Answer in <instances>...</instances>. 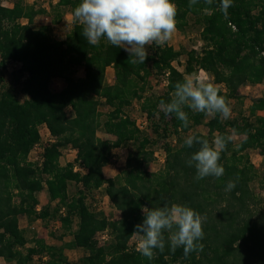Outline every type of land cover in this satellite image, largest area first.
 <instances>
[{
    "label": "trees",
    "instance_id": "obj_1",
    "mask_svg": "<svg viewBox=\"0 0 264 264\" xmlns=\"http://www.w3.org/2000/svg\"><path fill=\"white\" fill-rule=\"evenodd\" d=\"M173 2L178 9L177 30L185 32L194 19L193 24L201 27L204 45L200 52L188 53L184 72L174 66L182 52L167 43L154 45L144 64H133L123 48L106 38L99 45L89 44L82 35L83 25L76 20L65 40H55L49 26L34 27L36 17L48 14L46 9L25 6L22 0H13L11 8L0 3V260L6 264H35L37 256L47 259L42 264H72L67 249L85 252L79 264H264V219L251 209L256 197L250 185L256 174L246 154L258 150L264 159V96L254 100L250 115L240 120L185 108L190 120L186 128L175 113L166 115L159 110L162 101L170 102L175 84L198 70L210 74L228 104L242 99L243 85L264 84V0H233L227 15L219 9L221 0H212L211 5L198 0L191 8L190 0ZM79 3L81 0H58L51 6L52 22L59 24L63 10L74 11ZM10 63L21 67L14 69L13 80L4 85ZM110 67L113 84L106 80ZM151 68L168 73V85L163 94L144 97ZM80 69L84 76L76 78ZM56 79L65 82L59 92L51 89ZM19 94L27 100L21 102ZM136 100L142 101V110L150 119L159 114L158 122H153L156 135L167 138L168 126L177 135L175 146L166 144L165 165L158 172L145 170L154 161L151 147L155 141L125 114ZM102 105L111 109L104 121L99 111ZM200 125L206 126L208 135L193 136L210 144L217 135L232 136L221 152L219 163L225 171L219 178L197 180L194 165L187 163L201 145L186 146L182 134ZM44 126L53 142L45 147L39 166L29 162V155L41 143L40 128ZM99 131L115 139H102ZM234 135L242 140L235 142ZM68 148L76 150V160L61 166L62 150ZM119 148L128 149L125 169L115 178H107L104 169L112 151ZM76 166L86 172H75ZM229 181L235 187L226 191ZM70 183L79 187L76 196L69 194ZM103 187L121 213L118 220L92 212L87 204L89 193ZM44 190L50 201H59L56 215L65 209L59 219L64 230L59 239L71 235L69 244L47 245L43 239H35L33 246H27L21 217L30 222L53 218L49 206L37 211V195ZM173 204L186 205L205 218L204 238L199 241L203 250L185 259L182 248L173 253L166 243L164 252L154 250L155 258L149 260L129 245L138 236L133 234L135 225L143 222V208ZM74 220L77 227L73 231ZM106 231L111 241L102 246L97 236Z\"/></svg>",
    "mask_w": 264,
    "mask_h": 264
},
{
    "label": "clouds",
    "instance_id": "obj_2",
    "mask_svg": "<svg viewBox=\"0 0 264 264\" xmlns=\"http://www.w3.org/2000/svg\"><path fill=\"white\" fill-rule=\"evenodd\" d=\"M198 0H190L189 7ZM211 5L212 0H205ZM233 0H221L220 11L228 14ZM177 6L173 0H81L75 7L73 17L83 25L82 35L91 45H99L101 38L116 47L123 48L132 58V63H143L153 45L160 47L171 40L177 30ZM161 109L166 115L175 113L183 127H188L190 120L185 108L193 112L229 119L232 109L226 98L219 94L218 88L211 82L187 77L175 84V91L170 102H161ZM232 136L217 135L210 144L207 139L189 136L185 145H201L188 160V165L196 169V179L208 176L216 178L224 174V167L219 163L221 152L226 150ZM235 187L229 181L226 191ZM144 219L135 225L133 234L138 235L137 251L149 260L155 258L158 249L164 252L166 243L171 252L183 249L187 259L193 252L203 250L199 241L204 238L203 223L205 218L194 209L180 204L164 205L159 208H143ZM167 233V237L166 234Z\"/></svg>",
    "mask_w": 264,
    "mask_h": 264
},
{
    "label": "rangeland",
    "instance_id": "obj_3",
    "mask_svg": "<svg viewBox=\"0 0 264 264\" xmlns=\"http://www.w3.org/2000/svg\"><path fill=\"white\" fill-rule=\"evenodd\" d=\"M25 6H34L36 9L43 8L46 9L48 14L41 15L35 18L34 20V27L39 28L42 26H49L52 29V35L55 40H65L67 35L71 32L73 28V23L75 22V19L73 17V11L71 9H64L63 13V19L59 24H54L52 22L53 17V11H52V5H55L58 0H22ZM0 3L5 7H13V0H0ZM192 23L191 26L185 31L180 32L176 30V32L173 34L170 41L167 42V44L173 48H175L176 51H181L182 55L180 59L177 62H174L175 68H177L179 71L184 72V67L186 64V61L188 59V53L192 50H196L197 52H200L203 48V42L201 41L200 33H201V27L196 26ZM21 22L25 23V20H21ZM154 46V45H153ZM152 46V47H153ZM152 47L148 48V51H152ZM14 69H7L5 71V82L4 85H8L12 80V72ZM208 74V73H207ZM162 74L157 73L155 70L151 68V75L148 79V85L146 87V92L144 94V97H152V96H159L164 93L166 90L165 88H161V76ZM84 76L83 69H80L76 75V78H82ZM199 76V70L192 74L191 78H195ZM210 77V81L213 83V78L208 74ZM114 70L113 68H108L106 72V80L108 84L114 83ZM65 87V82L63 80H54L51 84V89L54 92H59ZM20 88L18 87V90ZM222 89L224 87L222 86ZM240 94L242 99L240 100H231L229 102V106L232 109L231 116L227 120L232 119H241L242 117L247 118L250 113L249 109L253 103L254 100L261 98L264 96V84L252 86V85H243L240 88ZM21 102H24L27 100V97L24 95L19 94L18 95ZM161 107H160V109ZM99 111L101 113V120L104 121L106 119V115L111 111V109L108 106L102 105L99 108ZM68 115L71 116V110L67 109ZM125 114L129 116L134 123L141 122L144 116H147L148 119V127L147 129L141 131L143 134H147L155 143L151 147L154 150L155 156L154 161L152 163H149L145 166V170L148 172H158L161 169H163L165 163L162 161L166 160V144H171L175 146L177 142V135H174L172 132V129L170 126H168V133L167 138H163V136L156 135V133L153 131V122L157 123L159 114L156 116L155 119H150V117L142 110V101H134L133 104L128 107L125 110ZM262 115V113H259ZM209 120V119H208ZM207 120V121H208ZM169 123V119H168ZM41 135L45 140L49 138V132L45 128L41 127ZM162 134V132H160ZM196 133H201L204 135H208V129L205 125H200L190 131H188L186 134H182L184 138H188L189 136H193ZM98 136L105 140H114L115 138L113 136L107 135L103 133L102 131L98 132ZM235 142H239L242 140V138L238 136H233ZM76 150L72 148L63 149L62 155L59 160L61 166H66L69 163H74L76 160ZM247 156L250 159V162L254 166L255 171V178L251 182V190L256 197L255 204L252 205L251 209L253 213L257 216V218H263L264 219V159L260 155V152L258 150L250 149L246 152ZM37 153H32V158H35ZM128 156V149L127 148H119L114 149L112 151V158L110 163L105 167L104 172L105 176L107 178H115L118 176L124 169L126 165V159ZM78 186L70 183L69 185V194L71 197L76 196ZM39 204L38 207L40 211H42L43 208L49 206L50 207V214H53V218L49 216L47 219H37L34 222H30L26 218L20 219V227L22 230H24L26 238L28 240V247L33 246L32 241L35 239H43L47 245H54V246H60L64 244H69L72 242V236L71 235H64L63 240H60L59 237L64 234V230L60 224V216H62L65 213V209L63 213L61 211L59 214H55V209L57 208L59 201H50L48 193L46 190L40 192L38 195ZM19 199L15 198V202H18ZM87 204L92 212L97 214H104L109 220H118L121 218V213L114 208V206L111 204L109 198L106 196L105 187L101 188L100 190L94 191L92 193H89L87 196ZM39 211V212H40ZM62 214V215H61ZM77 227V220H74L73 225V231ZM102 233L98 234L97 239L99 241V244L102 246H107L110 244L111 237L109 235L108 240H104L102 238ZM139 236H135L130 241V247L136 246L137 242L139 241ZM69 261L72 264H79V260L85 255V252L82 250H76V249H67L65 251ZM35 264H42V262L46 261L47 259H43L41 256H37L34 258ZM0 264H6L4 260H0Z\"/></svg>",
    "mask_w": 264,
    "mask_h": 264
},
{
    "label": "built area",
    "instance_id": "obj_4",
    "mask_svg": "<svg viewBox=\"0 0 264 264\" xmlns=\"http://www.w3.org/2000/svg\"><path fill=\"white\" fill-rule=\"evenodd\" d=\"M20 67H21V65L20 64H17V63H10L8 65V69L9 70L10 69H18ZM160 78L162 79L161 80V82H162L161 83L162 84L161 85V88L167 87V85H168V73L162 74L160 76ZM194 79H199V80H203V81H206V82L210 81V77L208 76L207 72H205L204 70H199V76L195 77ZM142 119L143 120L141 122H139V123L136 124L137 128L139 130H141V131L147 129V127H148V119H147V116H144ZM43 128H45L46 130H48L46 126H44ZM40 133H41V130H40ZM41 137H42V135H41ZM51 142H53V138H52L51 135H49V138L47 140H45V141H44V139L42 137L41 143L37 144L34 147V149L32 150L31 154L29 155V162L35 163V164H38L39 166H41V164L43 162V157L42 156H43V153H44V149ZM33 152L34 153H37V155L35 156V158H32V153ZM162 162L165 163L164 160ZM74 170H75V172H81V173H85L86 172V170L84 168L80 167V166H76ZM37 211L39 212L40 209L37 208ZM63 211H64V209L61 210V213H63ZM102 234H103L102 235V238L104 240H108L110 238L108 231L103 232ZM137 246H138V242L136 244V249H137Z\"/></svg>",
    "mask_w": 264,
    "mask_h": 264
},
{
    "label": "crops",
    "instance_id": "obj_5",
    "mask_svg": "<svg viewBox=\"0 0 264 264\" xmlns=\"http://www.w3.org/2000/svg\"><path fill=\"white\" fill-rule=\"evenodd\" d=\"M175 49V48H174ZM56 80H60V79H56Z\"/></svg>",
    "mask_w": 264,
    "mask_h": 264
}]
</instances>
